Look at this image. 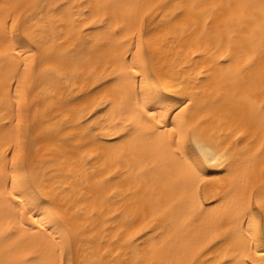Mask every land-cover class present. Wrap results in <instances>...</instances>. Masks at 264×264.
Listing matches in <instances>:
<instances>
[{"label":"bare ground","instance_id":"bare-ground-1","mask_svg":"<svg viewBox=\"0 0 264 264\" xmlns=\"http://www.w3.org/2000/svg\"><path fill=\"white\" fill-rule=\"evenodd\" d=\"M262 261L264 0H0V264Z\"/></svg>","mask_w":264,"mask_h":264},{"label":"snow or ice","instance_id":"snow-or-ice-1","mask_svg":"<svg viewBox=\"0 0 264 264\" xmlns=\"http://www.w3.org/2000/svg\"><path fill=\"white\" fill-rule=\"evenodd\" d=\"M130 59H131V57H130ZM134 62H135V61L133 60V63H134ZM171 131H172V132H175L176 129H175V128H172ZM171 147H176V148H177V151H179V148L176 146V144L171 145ZM14 162H15V161H14ZM29 264H31V262H29ZM227 264H232V262H227ZM261 264H264V261H262Z\"/></svg>","mask_w":264,"mask_h":264}]
</instances>
